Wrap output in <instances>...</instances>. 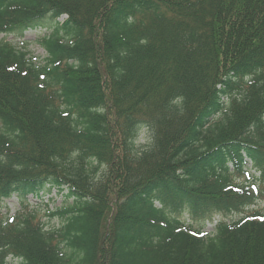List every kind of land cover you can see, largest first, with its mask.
Returning a JSON list of instances; mask_svg holds the SVG:
<instances>
[{"label": "trees", "instance_id": "16d2710c", "mask_svg": "<svg viewBox=\"0 0 264 264\" xmlns=\"http://www.w3.org/2000/svg\"><path fill=\"white\" fill-rule=\"evenodd\" d=\"M47 21L43 61L5 39ZM0 35V199L65 198L0 264H264V0H0Z\"/></svg>", "mask_w": 264, "mask_h": 264}, {"label": "rangeland", "instance_id": "374dc122", "mask_svg": "<svg viewBox=\"0 0 264 264\" xmlns=\"http://www.w3.org/2000/svg\"><path fill=\"white\" fill-rule=\"evenodd\" d=\"M51 21H47L44 26L39 27L38 29L27 30L23 34H11L5 37L6 41H12L18 44L20 47H23L33 56L35 61H43L46 53L45 50L40 45V38L46 32L50 31ZM22 35V36H21ZM3 35H0V39L3 38ZM144 142L143 139H140V143ZM143 144V143H142ZM119 152V151H118ZM115 168V167H114ZM240 181L244 179L243 176L238 178ZM42 196V197H41ZM112 197V196H111ZM64 194L57 193L56 190L52 189L50 192L45 191L40 193L38 196L28 195L25 198L14 195L11 198L0 199V218L9 217L15 215L20 211L21 207H27L30 210H36L37 216L40 218L44 226L50 228L57 226L60 222V218L55 216L46 215L49 211H55V208L62 203H64ZM26 204V205H25ZM114 203L111 200L110 206L113 207ZM255 208L263 209L264 208V199L257 202ZM110 207V208H111ZM110 211V209H109ZM242 213H236L230 215L229 219H237ZM220 215H215L214 218L217 220ZM181 219L186 222L191 218L187 213L181 215ZM109 219H107V225H104V229L108 227ZM191 222V220H190ZM195 224V223H194ZM213 228V224H207L205 226V231H210ZM103 248L107 250V244L103 245ZM106 252V251H105ZM14 264H20L18 260L14 261Z\"/></svg>", "mask_w": 264, "mask_h": 264}]
</instances>
